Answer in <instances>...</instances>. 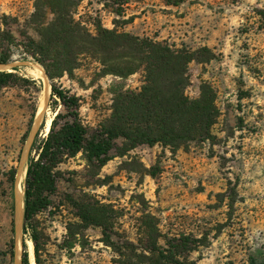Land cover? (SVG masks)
Instances as JSON below:
<instances>
[{
	"label": "rangeland",
	"instance_id": "1",
	"mask_svg": "<svg viewBox=\"0 0 264 264\" xmlns=\"http://www.w3.org/2000/svg\"><path fill=\"white\" fill-rule=\"evenodd\" d=\"M115 1L83 0L75 17L93 34L100 21L108 30L193 51L207 47L215 54L209 63L189 65L186 89L191 99L200 96L203 83L214 89L220 111L214 139L175 152L160 145L140 146L125 156L113 151L101 169L89 166L82 153L62 164L53 205L33 220L41 264H123L102 242L98 227L85 230L81 245L65 247L68 224L79 223L71 200L113 209L114 240L132 242L139 254L149 226L157 225L163 238L205 240L206 246L183 255L195 264L263 262L264 0H184L179 6L124 0L128 3L122 9ZM37 3L0 0V31L13 36V43L4 47L8 64L18 66L8 69L17 79L0 91V264H21L24 240L32 264L30 236L24 235L23 225L13 231L16 197L22 189L24 203L27 144L38 111L42 107L46 124L56 112H65L51 99L52 84L79 98L81 118L93 133L112 114L114 90H138L145 75L141 69L127 78L105 76L99 61L84 55L72 75L51 81L27 51L30 38L39 40L41 24L53 20L47 12L43 23H36ZM20 168L25 174L17 187ZM33 259L36 264L35 251Z\"/></svg>",
	"mask_w": 264,
	"mask_h": 264
},
{
	"label": "trees",
	"instance_id": "2",
	"mask_svg": "<svg viewBox=\"0 0 264 264\" xmlns=\"http://www.w3.org/2000/svg\"><path fill=\"white\" fill-rule=\"evenodd\" d=\"M82 1L38 0L33 19L36 23H43L47 12H50L53 20L46 26L41 24L38 41L29 39V55L43 66L53 82L65 74L72 75L84 55L96 58L105 76L127 78L142 69L144 82L135 91L114 90L112 114L93 133L81 118L79 98L52 84L51 99L65 112L55 113L48 133L44 120L35 135L24 189L23 233L29 235L34 243L36 264H41V257L33 220L53 205L58 182L62 179L59 170L62 164L82 153L89 166L101 169L112 159L113 151L125 156L140 146L160 145L175 152L187 149L193 143L211 142L214 139L213 127L220 117L211 85L203 83L197 99L186 95L190 84L189 65L214 60L215 54L209 48L196 51L185 46L178 48L149 37L105 29L100 21L94 24L96 32L93 34L84 22L75 17ZM163 1L171 6L184 2ZM127 3L124 0L114 2L119 9ZM12 43L11 32L0 31V64H8L10 56L4 47ZM16 79V74L0 71V91ZM119 140H122L121 145ZM71 203L77 210L79 223L67 226L65 247L68 249L81 245L85 230L92 226L101 229L102 242L123 258V264H195L183 255L206 246L205 240L190 235L163 238L158 226L150 225L139 254V249L132 242L114 240L117 218L113 216V209L100 203L83 204L74 200ZM161 240H164L163 245ZM23 248L21 264H30L25 240ZM250 264H264V261L252 258Z\"/></svg>",
	"mask_w": 264,
	"mask_h": 264
},
{
	"label": "water",
	"instance_id": "3",
	"mask_svg": "<svg viewBox=\"0 0 264 264\" xmlns=\"http://www.w3.org/2000/svg\"><path fill=\"white\" fill-rule=\"evenodd\" d=\"M16 67H18V66H16V64H6V65L0 64V71H8L9 68H16ZM43 122H44L43 113H41L38 116L37 125L36 126L34 125L32 131H31V134L29 136V141L27 144V153L30 152V148H31V145L34 141L35 135L39 131ZM20 174H21V168L18 170V178H19ZM20 206H21V199H20V196L17 195V197H16V213H17L16 217H17V219H16V228H15L16 233L18 232V230H20L21 226L23 225L24 216L22 218L19 216L20 211H21Z\"/></svg>",
	"mask_w": 264,
	"mask_h": 264
},
{
	"label": "bare ground",
	"instance_id": "4",
	"mask_svg": "<svg viewBox=\"0 0 264 264\" xmlns=\"http://www.w3.org/2000/svg\"><path fill=\"white\" fill-rule=\"evenodd\" d=\"M36 69H38V67L36 68ZM42 70V69H41ZM35 72V71H34ZM35 77V76H34ZM37 77V76H36ZM38 77H40V76H38ZM46 79V78H45ZM47 83H49V82H47ZM50 87V86H49ZM44 98V97H43ZM40 101H41V99H40ZM44 101V100H43ZM43 101H42V103H43ZM47 101V100H46ZM41 103V104H42ZM40 104V105H41ZM44 105H46L45 103H44ZM41 106H39V108H40ZM41 113H43L42 112V107L40 108V111H38V114H41ZM38 119V118H37ZM51 123H52V119L50 118L48 121H47V124H46V132L48 133V131L50 130V127H51ZM37 125V120H36V124H35V126ZM46 133V134H47ZM24 172H22L21 171V174H20V176H19V178H18V183H17V187H18V185L20 184V182H21V180H23V177H24ZM25 179V178H24ZM21 193H22V189L20 190H18V194H19V196H20V199H21V206H20V208H21V211H20V217L22 218L23 216H24V206H25V204L23 203V200H22V196H21ZM21 233V232H20ZM28 245H29V251H30V255H31V259H32V264H34V245H33V243L32 242H29L28 243Z\"/></svg>",
	"mask_w": 264,
	"mask_h": 264
}]
</instances>
